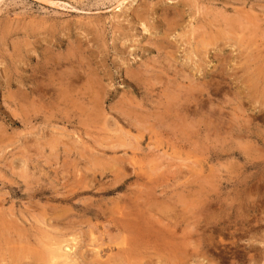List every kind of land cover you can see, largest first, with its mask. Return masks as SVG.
<instances>
[{"label": "rangeland", "instance_id": "374dc122", "mask_svg": "<svg viewBox=\"0 0 264 264\" xmlns=\"http://www.w3.org/2000/svg\"><path fill=\"white\" fill-rule=\"evenodd\" d=\"M0 218L69 264H264V0H0Z\"/></svg>", "mask_w": 264, "mask_h": 264}, {"label": "bare ground", "instance_id": "6f19581e", "mask_svg": "<svg viewBox=\"0 0 264 264\" xmlns=\"http://www.w3.org/2000/svg\"><path fill=\"white\" fill-rule=\"evenodd\" d=\"M227 6V5H226ZM232 6V5H231ZM233 8V7H232ZM231 9V8H230ZM229 11V10H228ZM212 13V12H211ZM223 13V12H222ZM234 15V14H233ZM236 17V16H235ZM233 20V19H232ZM235 20H237V19H235ZM238 20H239V17H238ZM245 20V19H244ZM243 20V21H244ZM262 20V19H261ZM227 21V20H226ZM199 23V22H198ZM212 23V22H211ZM240 22H238V24H239ZM245 23V22H244ZM176 24V23H175ZM203 24V23H202ZM249 24V23H248ZM197 26V25H196ZM233 26V25H232ZM239 26V25H238ZM242 26H243V24H242ZM146 27V26H145ZM236 27V26H235ZM258 27V26H257ZM180 28V27H179ZM204 28V27H203ZM255 28V27H254ZM200 29V28H199ZM202 29V28H201ZM206 29V28H205ZM228 29V28H227ZM241 29H242V27H241ZM241 29H239V30H241ZM146 30V29H145ZM190 30V29H189ZM245 30H247L246 28H245ZM251 30V29H250ZM193 31V30H192ZM209 31V30H208ZM164 32V31H163ZM188 32V31H187ZM195 32V31H194ZM204 32V31H203ZM195 33H197V32H195ZM206 33V32H205ZM190 34V33H189ZM164 35V34H163ZM179 35V34H178ZM213 35V34H212ZM248 36V35H247ZM166 37V36H165ZM204 37V36H203ZM194 38V37H193ZM214 38V37H213ZM222 38V37H221ZM197 40V39H196ZM195 40V41H196ZM212 40H215V39H212ZM207 41V40H206ZM204 42V41H203ZM209 43V42H208ZM212 43V42H211ZM210 43V44H211ZM215 44V43H214ZM213 44V45H214ZM185 47V46H184ZM192 47V46H191ZM214 48V47H213ZM167 49V48H166ZM190 49V48H189ZM188 49V50H189ZM191 50V49H190ZM195 55V54H194ZM249 58V57H248ZM250 62V61H249ZM149 73V72H148ZM132 75V74H131ZM157 75V74H156ZM212 76V75H211ZM139 77V76H138ZM259 77V76H258ZM138 79V78H137ZM206 84V83H205ZM167 85V84H166ZM168 87V86H167ZM251 88V87H250ZM68 89V88H67ZM183 90V89H182ZM188 90V89H187ZM192 90V89H191ZM177 91V90H176ZM181 91V90H180ZM55 92V91H54ZM165 92V91H164ZM193 92V91H192ZM73 93V92H72ZM173 93V92H172ZM54 94V93H53ZM184 94V93H183ZM195 94H197V93H195ZM188 95V94H187ZM251 95V94H250ZM55 96V95H54ZM67 96V95H66ZM200 96V95H199ZM174 97V96H173ZM186 97V96H185ZM72 98V97H71ZM179 98V97H178ZM181 98V97H180ZM193 98V97H192ZM174 99V98H173ZM176 99V98H175ZM196 100H197V98H196ZM22 101V100H21ZM29 101V100H28ZM181 101H182V99H181ZM62 102V101H61ZM80 102V101H79ZM176 102V101H175ZM191 102V101H190ZM186 105V104H185ZM183 106V105H182ZM177 108V107H176ZM92 109V108H91ZM27 110V109H26ZM154 111V110H153ZM80 112H81V110H80ZM133 112V111H132ZM166 112V111H165ZM130 116V115H129ZM162 117V116H161ZM55 118V117H54ZM163 119V118H162ZM182 120V119H181ZM25 121V120H24ZM165 121V120H164ZM173 121V120H172ZM208 121V120H207ZM184 122V121H183ZM139 124V123H138ZM151 125V124H150ZM162 129V128H161ZM165 129H167V128H165ZM181 135V134H180ZM150 146V145H149ZM166 156V155H165ZM116 165V164H115ZM114 165V166H115ZM138 165V164H137ZM118 182V181H117ZM122 189V188H121ZM137 192V191H136ZM75 193V192H74ZM132 195V194H131ZM72 196V195H71ZM128 196V195H127ZM150 196H152V195H150ZM130 198V197H129ZM135 199H137V198H135ZM135 199H134V201H135ZM139 199V198H138ZM58 201H59V199H58ZM147 202H148V200H147ZM154 202V201H153ZM153 202H151V203H153ZM149 203V202H148ZM144 204V203H143ZM133 205V204H132ZM135 205V204H134ZM141 205V204H140ZM145 205V204H144ZM150 205V204H149ZM154 205V204H153ZM152 206V205H151ZM143 208V207H142ZM147 208V207H146ZM153 208H155V207H153ZM134 210V209H133ZM146 210V209H145ZM93 211V210H92ZM113 211V210H112ZM158 211V210H157ZM156 212V211H155ZM11 214V213H10ZM44 214V213H43ZM42 214V215H43ZM158 214V213H157ZM149 215H151V214H149ZM130 216H132V215H130ZM146 216V215H145ZM151 217H152V215H151ZM141 218V217H140ZM113 219V218H112ZM151 219V218H150ZM19 220V219H18ZM42 220V219H41ZM137 220V219H136ZM140 220V219H139ZM152 220V219H151ZM168 220V219H167ZM141 221V220H140ZM0 222H1V224H4V226L6 225L5 224V222H4V220H3V218H0ZM177 222V221H176ZM24 223V222H23ZM155 223V222H154ZM142 224V223H141ZM39 225H40V223H39ZM49 225V224H48ZM51 225V224H50ZM136 225H138V224H136ZM146 225V224H145ZM16 226V225H15ZM143 226V225H142ZM142 226H139V227H137V226H135V228H134V226L133 225H126V226H121V230L122 231H127V230H129V232L131 233V234H133V237H134V239H135V242L136 241H139V238H137V235L138 236H140L142 233H143V237H146V236H150V232H151V229L150 228H148V227H146L145 228V226L144 227H142ZM3 227V226H2ZM2 227H0V228H2ZM11 228V227H10ZM39 228V227H38ZM166 228V227H165ZM107 229V228H106ZM164 229V228H163ZM11 230V229H10ZM8 228H3V230H1V232H0V251L2 252V257L5 259V261L6 262H9L10 264H15V263H18V262H20L21 260H22V258L23 257H25V254H28V255H30V259L32 258V260L35 262V263H38L39 262V264H41V262L42 263H44V264H69V262L67 261V258L70 256H68L66 253H64V252H67V251H64L63 252V247L65 246H63V245H61V244H59V243H52V245H51V243L49 244V245H45L46 247H44V250H45V255H44V257H42L40 254H36L37 252H35V251H28L27 249H25L24 247V249H25V253H23V251L21 250V246L20 245H18V243L16 244L15 242V244L14 245H12L11 244V246H10V243H11V241H14V239H12L13 237L11 236V232L12 231H10ZM13 230V229H12ZM92 231V230H91ZM24 232V231H23ZM36 232V231H35ZM14 233V232H13ZM89 233V232H88ZM15 235H16V237L15 238H17L16 240H21L22 239V237H21V234L19 233V232H15ZM87 235H89V234H87ZM118 236V235H117ZM24 237V236H23ZM26 237V236H25ZM90 237V236H89ZM91 237H93V236H91ZM115 237V236H114ZM129 237V236H128ZM29 239V238H28ZM64 240V239H63ZM62 240V241H63ZM59 241V240H58ZM109 241V240H108ZM112 241V240H111ZM17 242H19V241H17ZM22 242V241H21ZM29 242V241H28ZM34 242H36V241H34ZM75 242V241H74ZM24 243V242H23ZM67 244V243H66ZM16 245V246H15ZM25 245V244H24ZM32 245V244H31ZM39 245H40V243H39ZM44 245V244H43ZM105 245V244H104ZM171 245V244H170ZM23 246V245H22ZM68 246V245H67ZM76 246V245H75ZM96 247V246H95ZM111 248V247H110ZM126 248V247H125ZM132 249V248H131ZM66 250V249H65ZM69 250V249H68ZM141 250V249H140ZM117 251H119V252H121V253H125L124 251H127V252H131L130 250H123V249H117ZM151 251V250H150ZM184 251V250H183ZM132 252H134V249L132 250ZM68 253V252H67ZM1 254V253H0ZM97 254V253H96ZM173 254V253H172ZM92 255V254H91ZM147 256V255H146ZM184 256V255H183ZM1 257V256H0ZM115 257H116V255H115ZM119 257V256H118ZM128 257V256H127ZM27 258V257H26ZM70 258V257H69ZM95 258V257H94ZM97 258V257H96ZM121 258V257H120ZM119 258V259H120ZM135 258V257H134ZM147 258V257H146ZM153 258V257H152ZM91 259V258H90ZM118 259V258H117ZM96 260V259H95ZM1 261V260H0ZM4 261V260H3ZM4 261V262H5ZM129 261V260H128ZM132 261V260H131ZM183 261V260H182ZM120 262V261H119ZM9 263H6V264H9ZM79 263V262H78ZM77 263V264H78ZM83 263V262H82ZM109 263V262H108ZM100 264V263H99ZM113 264V263H112ZM117 264H119L118 262H117ZM123 264V263H122ZM125 264V263H124ZM131 264V263H130ZM161 264V263H160Z\"/></svg>", "mask_w": 264, "mask_h": 264}]
</instances>
